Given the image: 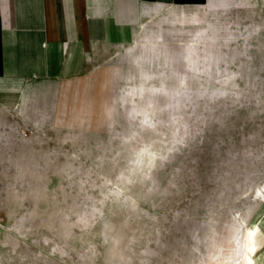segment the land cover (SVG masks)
<instances>
[{
    "label": "rangeland",
    "instance_id": "obj_1",
    "mask_svg": "<svg viewBox=\"0 0 264 264\" xmlns=\"http://www.w3.org/2000/svg\"><path fill=\"white\" fill-rule=\"evenodd\" d=\"M257 7L250 41L226 28L223 49L195 51L218 59L130 47L94 73L60 139L0 130V264H243L264 219Z\"/></svg>",
    "mask_w": 264,
    "mask_h": 264
},
{
    "label": "crops",
    "instance_id": "obj_2",
    "mask_svg": "<svg viewBox=\"0 0 264 264\" xmlns=\"http://www.w3.org/2000/svg\"><path fill=\"white\" fill-rule=\"evenodd\" d=\"M257 10V0H0V130L37 129L29 144L60 139L89 106L94 73L130 47H168L170 65L181 49L190 64L218 59L196 52L223 49L226 28L247 27L250 41ZM252 235L243 264H264V219Z\"/></svg>",
    "mask_w": 264,
    "mask_h": 264
},
{
    "label": "bare ground",
    "instance_id": "obj_3",
    "mask_svg": "<svg viewBox=\"0 0 264 264\" xmlns=\"http://www.w3.org/2000/svg\"><path fill=\"white\" fill-rule=\"evenodd\" d=\"M255 227H256V226H254L253 229H252V231H251V234H250V238H251V239H252V237H253L252 233H253Z\"/></svg>",
    "mask_w": 264,
    "mask_h": 264
}]
</instances>
